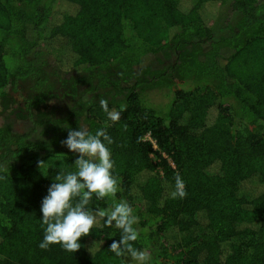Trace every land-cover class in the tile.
I'll return each instance as SVG.
<instances>
[{
  "label": "trees",
  "instance_id": "trees-1",
  "mask_svg": "<svg viewBox=\"0 0 264 264\" xmlns=\"http://www.w3.org/2000/svg\"><path fill=\"white\" fill-rule=\"evenodd\" d=\"M102 99L127 106L119 121ZM12 113L33 128L0 124V264H138L109 250L122 230L100 218L75 253L38 246L78 126L112 138L120 189L88 207L126 200L147 264H264V0H0Z\"/></svg>",
  "mask_w": 264,
  "mask_h": 264
},
{
  "label": "clouds",
  "instance_id": "clouds-1",
  "mask_svg": "<svg viewBox=\"0 0 264 264\" xmlns=\"http://www.w3.org/2000/svg\"><path fill=\"white\" fill-rule=\"evenodd\" d=\"M100 105L113 122L119 121L120 113L127 107L121 105L119 111H110L106 99H102ZM61 143L78 154L74 161L77 171L66 173L61 169L54 177L56 182L48 188V195L43 198L41 206L45 235L38 246L47 250L52 244H60L64 250L75 253L81 248L80 238L89 235L97 218H100L107 226L114 224L122 230L120 239L114 240L109 247L112 253L127 255L138 264H147L150 254L133 246L139 235L134 227L139 218L126 200L114 201L109 208L88 207L93 195L97 200L114 198L120 190L118 178L113 175L114 161L108 147L113 143L112 138L103 128L93 133L85 126H78L77 129H69L67 138ZM43 162H39V167ZM186 196L185 183L177 173L171 197L182 199ZM77 197L78 201L73 203Z\"/></svg>",
  "mask_w": 264,
  "mask_h": 264
},
{
  "label": "rangeland",
  "instance_id": "rangeland-1",
  "mask_svg": "<svg viewBox=\"0 0 264 264\" xmlns=\"http://www.w3.org/2000/svg\"><path fill=\"white\" fill-rule=\"evenodd\" d=\"M154 95L156 96H152V100H154L155 102L161 101L163 100L164 97L161 96V94L159 92H156ZM54 103H58L57 99L53 100ZM1 123H9L12 127V129L14 131H18V132H26L29 131L33 128V125L31 124V122L29 120H24L23 118H20L18 115L12 113V114H8L6 116H0V124ZM98 221V219H97Z\"/></svg>",
  "mask_w": 264,
  "mask_h": 264
}]
</instances>
